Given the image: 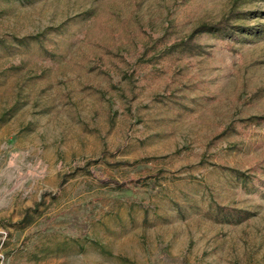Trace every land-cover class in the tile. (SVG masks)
<instances>
[{
    "label": "rangeland",
    "instance_id": "rangeland-1",
    "mask_svg": "<svg viewBox=\"0 0 264 264\" xmlns=\"http://www.w3.org/2000/svg\"><path fill=\"white\" fill-rule=\"evenodd\" d=\"M227 17L264 0H0V264H264V39L196 33Z\"/></svg>",
    "mask_w": 264,
    "mask_h": 264
},
{
    "label": "trees",
    "instance_id": "trees-1",
    "mask_svg": "<svg viewBox=\"0 0 264 264\" xmlns=\"http://www.w3.org/2000/svg\"><path fill=\"white\" fill-rule=\"evenodd\" d=\"M237 18V17H235ZM234 20V19H232ZM236 20V19H235ZM196 33L203 34V33H209L212 36H215L219 39H226L231 38L233 40H250V37H253L254 39H264V26H256V27H246L239 23H234L231 21V18L227 17L219 22L215 23H203L201 24L197 30ZM43 34H37V35H26L21 38H16V42L18 46L22 47H28L33 42H40L42 41ZM17 49V47H14L13 45H10L7 43L6 40L0 39V50H10V49ZM170 51L173 53L174 51L183 53L185 51L193 53V51H198L199 48L194 46L192 44L191 38H186L184 40L178 41L176 43L170 44L169 46L165 47L163 51ZM251 120H254L253 123L257 124H264V116H258V117H252ZM110 156L114 158L115 154L111 153ZM144 160H148V158H144ZM152 160V159H150ZM114 165H118L117 162L113 163ZM121 164H127L126 162H121ZM243 178V180L246 179V177L243 174L239 175V178ZM196 207V204L193 203ZM208 207L204 211L206 215H208L210 218L215 220L216 222L226 223V222H238L242 218L245 217V213L240 210H236L233 208H228L225 206H222L218 203H215L214 201H209L207 203ZM175 207L178 209L179 213L182 214L183 205L181 203H178L177 201H174ZM33 214L37 212V209H30ZM37 214H40L37 212ZM149 211L147 209H144L143 211V221L147 220ZM165 216V215H164ZM162 219L166 222L167 216L163 217ZM33 222V215L29 212H26L24 214V217L22 218L23 226H28ZM78 238H69L64 239V241L61 242H54L52 246L47 245L44 246L40 251L45 254V256L54 255L58 253H68L71 251L79 250L82 251L84 249V245L88 243V245L92 247H98V244L92 240V239H84L81 240ZM39 250H36V252L33 251H26L25 255L28 260H40V254L38 253ZM43 256V255H42Z\"/></svg>",
    "mask_w": 264,
    "mask_h": 264
}]
</instances>
